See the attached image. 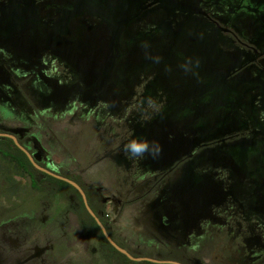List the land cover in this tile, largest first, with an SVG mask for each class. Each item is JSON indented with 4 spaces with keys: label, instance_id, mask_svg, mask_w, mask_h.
<instances>
[{
    "label": "rangeland",
    "instance_id": "374dc122",
    "mask_svg": "<svg viewBox=\"0 0 264 264\" xmlns=\"http://www.w3.org/2000/svg\"><path fill=\"white\" fill-rule=\"evenodd\" d=\"M234 1L205 7L234 33L208 23L175 39L183 15L196 20L175 12L184 0H0V128L20 124L33 150L57 152L66 173L97 188L96 204L137 255L264 264V0L235 1L250 8L237 15L226 8ZM128 26L132 67L116 57ZM236 134L246 138L225 142ZM132 139L157 141L160 157L130 158ZM20 171L0 153V264H120L83 227L68 188L38 191Z\"/></svg>",
    "mask_w": 264,
    "mask_h": 264
},
{
    "label": "flooded vegetation",
    "instance_id": "af4514ba",
    "mask_svg": "<svg viewBox=\"0 0 264 264\" xmlns=\"http://www.w3.org/2000/svg\"><path fill=\"white\" fill-rule=\"evenodd\" d=\"M189 0H184V7L183 8H181L182 10L180 11V9H176V13H183V12H188L191 16H194V18L196 19V20H194V21H192L190 24H192V26H190V24H189V26H187L186 25V23H185V21H186V17L183 15H181L182 16V22H181V26L179 27V26H176V30H177V37L175 38V39H177V38H179L180 36H181V32L182 31H185L188 35H190V36H193V34H194V32H197V31H200V29H202L201 27L203 26V25H206V24H208V23H212L214 26V30L213 31H215V32H218V33H221V34H225V33H229V32H231V33H234V31L233 30H231L230 29V27L229 26H225L224 24H222L218 19H216V18H214L213 16H211V13H209V12H207L206 11V8H208V6L206 5V4H208L209 2L211 3V2H215V0H199V2H198V4L197 5H191L190 4V2H188ZM235 1H237V0H235ZM235 1H234V3H233V5H229V7H226L227 8V10H228V12H230V13H232L233 15H237L238 13H241V11H242V7H243V5H240V4H237V5H235ZM117 2H118V0H112V3H114V5H117ZM152 2H153V0H150V2L147 4L148 6H150L151 8H153V7H155L156 6V2L155 3H153L152 4ZM136 3V2H135ZM229 3V2H228ZM203 4H205V5H203ZM100 5H103V4H100ZM104 7H105V5H103ZM206 7V8H205ZM241 7V8H240ZM131 8H133V7H131ZM22 10V9H21ZM72 9H70L69 8V11L67 12V17H65V19H68V18H72V15H73V13H75V12H73V11H71ZM250 8H249V5H247L246 7H244V10L242 11V12H248L247 14H250ZM23 11V10H22ZM142 12H143V10H141L140 12H138V14L135 16V17H133V21L134 20H138V19H140L141 17H142ZM23 14V13H22ZM25 15H28L29 16V14H26V13H24ZM150 16H152V17H150L151 19H150V21H152V22H154V21H156V19H155V14H152V15H150ZM125 19H126V17L125 18H123V19H119L118 21H119V23H121V24H125ZM38 20V18L36 17L35 19H34V23L36 22ZM28 22V21H27ZM32 22V23H33ZM68 27H69V24H66L65 25V28H64V30L63 31H66L67 29H68ZM183 28H186V30H183ZM130 30V29H132V27H130V26H128V28L126 27H124V32L122 31V33H121V35L119 36L120 38L118 39L119 41H118V43H117V46H118V54H117V56L116 57H120L121 58V65H124V66H127L126 65V60H123V55H126V54H129L130 52H129V50L127 49V40H126V33H125V31L126 30ZM134 29H136V30H139V28L137 27H134ZM5 40V39H4ZM6 48H8V46H6L5 47V50H8V51H11L10 49H6ZM145 54L146 55H148L147 54V50H146V52H145ZM141 62V61H140ZM164 62H166V61H164ZM141 66H136V68L137 69H139V70H141V69H147V68H151L150 66H142V64H140ZM127 67H132V66H127ZM155 67V66H154ZM40 68V67H39ZM54 68V67H53ZM41 69V68H40ZM55 69H56V67H55ZM127 69V68H126ZM43 70H45V67L44 68H42V70H38V72L37 73H35V75H36V79H37V85H39L40 83H39V78H41V77H39L38 76V73H40V72H42ZM20 71H22V70H20ZM56 73H61L60 71H59V69L57 68L56 69ZM22 81H23V79H22ZM32 86V85H31ZM35 88V87H34ZM37 88H39V87H37ZM17 94V93H16ZM22 97H23V99L24 100H26L27 101V103H28V101H29V99H30V95H29V93H28V91L26 92V94L25 93H23L22 94ZM94 113V112H93ZM122 113V112H121ZM120 113V114H121ZM103 114H104V117L105 118H102L101 117V121H95L96 122V124H99V126L101 125V124H103V123H105V122H107V119H106V116L108 115L107 113H104L103 112ZM123 114V113H122ZM122 114H121V116H122ZM94 116V114L93 115H91V118ZM71 118V120L74 122V113L72 114V116L70 117ZM89 121H91V120H89ZM1 126V125H0ZM5 126V127H4ZM2 127H4V128H0V132H2V133H10V134H13L14 136H16L17 138H18V140H19V142L33 155V157L35 158V160L39 163V164H41V163H43V164H45V165H43V164H41L42 166H44V167H46V168H48V169H50V170H52V171H54V172H56V173H59L60 171H64L65 172V170H64V168L66 167L65 166V164H64V162L63 161H57V160H53V158H52V155H51V153H57V152H51V151H46V149L44 150L43 149V151H39V150H37V148L36 147H34L35 148V150H33L29 145H28V143L26 142V141H24V139L20 136V134H18V132L16 131L17 129H23L21 126H20V124L19 125H17V124H6V125H2ZM100 131L101 130H99V134H100ZM53 133V132H52ZM53 136H54V138H56V135L53 133L52 134ZM51 136V134H49V131L48 132H45V134H44V137H50ZM0 137H6V136H0ZM8 138H10V137H8ZM53 138V139H54ZM241 138H246L245 137V135H243V134H236V135H234V136H230L229 138H225L226 140H225V142H229V141H231V142H235V141H237V140H239V139H241ZM12 139V138H11ZM53 139H51L50 141H52ZM13 140V139H12ZM26 140L27 141H32L33 139L31 138V137H27L26 138ZM104 140V141H103ZM14 141V140H13ZM101 141H103V142H107V140L105 139V137H103V138H101ZM15 143V142H14ZM75 143H77V142H75ZM105 143H103V147H105ZM62 144V146L64 147V144H63V142L61 143ZM210 145H212V144H210ZM17 146V145H16ZM119 148V147H118ZM67 149H68V151H70V154H71V149L70 148H68L67 147ZM24 152V151H23ZM25 153V152H24ZM69 153V152H68ZM26 154V153H25ZM27 155V154H26ZM72 155V154H71ZM28 157V156H27ZM29 158V157H28ZM40 158H43V159H45L44 161L43 160H41ZM100 159V158H99ZM30 160V159H29ZM32 163V162H31ZM35 167V166H34ZM39 170V169H38ZM41 171V170H40ZM22 174H23V176H25V177H27L26 175H24V173H23V171H20ZM41 172H43V171H41ZM45 173V172H44ZM47 174V173H46ZM59 174H61V173H59ZM69 174V173H68ZM50 175V174H49ZM63 175V174H62ZM71 175H73V174H71ZM75 175V174H74ZM52 176V175H51ZM80 176H82L81 174H80ZM68 177V176H67ZM28 179H29V177H27ZM82 178H83V176H82ZM30 180V179H29ZM83 180H84V178H83ZM76 181V180H75ZM244 181H240V183H243ZM242 185V184H241ZM95 189H97V188H95ZM98 190V189H97ZM99 191V190H98ZM252 192L254 193L255 191H254V189H252ZM258 194V193H257ZM235 197V199H236V204H238V206L243 210V211H245V212H247L248 210H247V208H246V205L242 202V197H241V195H239L238 197H236V196H234ZM113 238V237H112ZM114 239V238H113ZM115 240V239H114ZM123 247V246H122ZM128 250V249H127ZM131 252V251H130ZM132 253V252H131ZM133 254V253H132ZM133 255H135V254H133ZM135 256H137V255H135ZM168 257V256H167ZM169 257H172L171 255H169ZM107 258V257H106ZM155 258V257H154ZM130 259V258H129ZM157 259H168V260H175V261H178V262H180V263H182V264H188L184 259H182V258H178V257H173V258H164V257H162V258H157ZM134 261V260H133ZM153 263H155V262H153ZM156 264H161V263H156ZM163 264V263H162Z\"/></svg>",
    "mask_w": 264,
    "mask_h": 264
},
{
    "label": "trees",
    "instance_id": "16d2710c",
    "mask_svg": "<svg viewBox=\"0 0 264 264\" xmlns=\"http://www.w3.org/2000/svg\"><path fill=\"white\" fill-rule=\"evenodd\" d=\"M0 153L7 158H10L13 162L17 164V166L23 171L24 175L29 177L31 181V186L38 191H46L50 195L57 196L58 193L62 192L64 188H68L70 192L74 195V205L76 214L79 216L80 221L83 227L87 230H91L96 232L100 238L102 251L104 250V256L107 258L113 257L120 262V264H156L150 261H133L129 259L125 254L118 251L104 236L101 228L95 221V219L89 214L87 211L85 204L83 202V198L80 192L69 184L66 181L58 179L54 176L46 174L38 170L31 163L27 155L14 143L11 138L8 137H0ZM43 164V163H41ZM45 165V164H43ZM59 173L68 176L74 180H76L85 190L89 203L98 216L103 221L106 226L109 234L124 248L129 249V247L121 241L115 229L112 227V224L109 221V218L105 216L104 208L101 205L96 204V202H100V194L97 189L87 184L82 176L80 175H71L64 171H60ZM132 252V251H131ZM133 253V252H132ZM135 254V253H133ZM137 255V254H135ZM140 256V255H137ZM144 256V255H143ZM164 258H173V257H164Z\"/></svg>",
    "mask_w": 264,
    "mask_h": 264
},
{
    "label": "water",
    "instance_id": "95a60500",
    "mask_svg": "<svg viewBox=\"0 0 264 264\" xmlns=\"http://www.w3.org/2000/svg\"><path fill=\"white\" fill-rule=\"evenodd\" d=\"M0 136H6V137H10L14 140L15 144L22 150L24 151L27 156L29 157L30 161L32 162V164L39 170L50 174L58 179H61L63 181L68 182L69 184H71L73 187H75L81 194L82 198H83V202L85 204V207L87 209V211L89 212V214L95 219V221L97 222V224L99 225V227L101 228L104 236L106 237V239L121 253L125 254L128 258H130L131 260L134 261H150V262H155V263H163V264H182L178 261L175 260H168V259H157L154 257H149V256H135L133 255L129 250H127L126 248L122 247L116 240H114L112 238V236L109 234L106 226L104 225L103 221L101 220V218L98 216V214L95 212V210L92 208V206L89 203L87 194L85 192V190L83 189V187L74 179L67 177L65 175L56 173L44 166H42L41 164H39L35 158L33 157V155L19 142L18 138L16 136H14L13 134L10 133H2L0 132Z\"/></svg>",
    "mask_w": 264,
    "mask_h": 264
},
{
    "label": "clouds",
    "instance_id": "9594fccd",
    "mask_svg": "<svg viewBox=\"0 0 264 264\" xmlns=\"http://www.w3.org/2000/svg\"><path fill=\"white\" fill-rule=\"evenodd\" d=\"M196 66H198V62ZM182 67L185 72L191 70L187 67V65H182ZM123 152L133 159H144L146 157L157 159L162 153V148L157 141L149 142L145 139H132L123 145Z\"/></svg>",
    "mask_w": 264,
    "mask_h": 264
},
{
    "label": "crops",
    "instance_id": "0c3cea01",
    "mask_svg": "<svg viewBox=\"0 0 264 264\" xmlns=\"http://www.w3.org/2000/svg\"><path fill=\"white\" fill-rule=\"evenodd\" d=\"M72 141H73L72 143L69 142V146H70L71 154H72V155H71V158H72L73 161H74V154H73V153H74V150H72V148H74V139H72ZM57 154H58V153H57ZM58 156L60 157V154H58ZM61 156H62V155H61ZM59 161H63V160L61 159V160H59ZM63 162H64V161H63Z\"/></svg>",
    "mask_w": 264,
    "mask_h": 264
}]
</instances>
